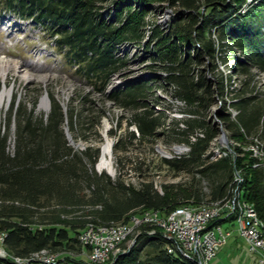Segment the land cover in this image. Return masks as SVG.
<instances>
[{"label": "trees", "instance_id": "obj_1", "mask_svg": "<svg viewBox=\"0 0 264 264\" xmlns=\"http://www.w3.org/2000/svg\"><path fill=\"white\" fill-rule=\"evenodd\" d=\"M251 1L245 10L246 0H118L110 8L103 6L106 0H0V13L42 26L43 38L52 41L71 69L76 66L73 78L91 85L89 93H100L101 102L110 99L130 111L125 131L113 144L117 153L114 177L95 171L97 148L73 149L60 128L67 116L73 136L97 135L95 127L106 110L103 106L94 110V102L84 94L80 98L88 104L84 107L88 113L81 110L73 115L70 108L64 114L56 103L45 120L17 112L12 153L0 124V234L6 252L31 259L48 251L69 259V253L84 249L78 234L91 226L128 225L132 217L147 212L165 216L187 203L200 208L240 196L264 225V95L250 82L252 71L264 72L259 47L264 33L256 30L264 25L257 14L264 0ZM160 2L178 11L165 28L155 24L151 32L156 45L150 67L162 73L153 78L156 86L145 79L105 92L111 77L125 67V56H116L115 51L125 42L141 39L150 7L156 4L159 10L165 5ZM107 8L113 21L107 18L109 12L103 13ZM236 52L244 61H236L231 72L228 61L236 59ZM207 68L214 79L206 76ZM161 90L183 101L181 111L190 116L178 119L157 110L164 104ZM217 100L221 108L214 114L225 137L239 142L255 138L263 154L252 156L228 144L223 154L213 158L210 142L219 128L211 118V108ZM231 106L234 116L227 110ZM117 125L120 128L119 121ZM110 134L115 135L116 129ZM158 137L189 147L186 153L170 158L158 155V169L165 167L173 177H181L161 183L159 189L149 172L155 157L148 160L136 152L127 154L134 150L154 153ZM131 175L137 185L125 180ZM155 226L151 222L139 226L135 246L113 264H198L183 257L166 232ZM166 244L173 254L166 252ZM121 248L124 251L123 243Z\"/></svg>", "mask_w": 264, "mask_h": 264}, {"label": "rangeland", "instance_id": "obj_2", "mask_svg": "<svg viewBox=\"0 0 264 264\" xmlns=\"http://www.w3.org/2000/svg\"><path fill=\"white\" fill-rule=\"evenodd\" d=\"M117 1L118 0H106V2L102 4L106 7H109L111 5L112 7H114ZM259 2L260 0H257L256 4H258ZM249 3H251V0H246L245 10L250 7L249 5H247ZM160 4L165 5L159 10L155 9L154 6L156 4L150 7L151 11L146 17L147 21L141 27V39H139L134 44L125 42L124 44H121L120 48L117 50L116 55L120 57L126 55L123 58V60L125 61V67H123L117 73V75L113 77L114 81L121 80L120 83L122 85H125L131 84L134 80L144 81L146 79L145 81H149L152 85L156 86L157 81H155V79L153 78H160L162 73L161 71H157V67H150L152 62L150 55L154 54L153 46L156 45V38L151 36V32L155 24H158L162 26V28H165L166 23L172 20L175 14V10L178 11L177 8H171V6L167 5L165 2H160ZM108 12L110 13L107 8L106 10H104L103 13ZM257 14L259 18L264 19V6H261L259 9H257ZM168 15H170V18H167ZM16 18L18 17L16 16ZM110 20L112 21L113 19L110 18ZM3 21V27L6 28V30H4V28H0V59L8 60L14 64L17 63L19 65H24V69L28 68L27 73H22V70L15 69L13 66H11L7 71L6 79L0 78V94H2L3 91H8L12 89L10 99L8 101L7 99H5V102L0 105V124L2 125V127H4L5 132L7 134V150L12 153L15 149L17 141V112L21 111V113L24 112L22 114L28 113L31 114L33 118H40L41 120H45L51 110V107L56 103L59 105L60 110L64 114H67L70 108H73L75 111L73 112V115L74 113L78 114L81 110H83L84 113H88V111L86 112V110H84V107H86L88 104L84 103L80 98V96L84 94L90 101L94 102V110H97L99 106H103L106 110V114L101 116L99 124L95 127L97 135L89 134L88 138H84L81 135L76 137L73 136L74 133L71 132L69 128V121L67 119V116L61 124L60 128L62 130L64 138L68 141V144L73 147V149L81 150L84 149L87 145H92L94 148H97V159L94 166L95 171H103L109 176L114 177L116 174L114 162L115 155L117 153L113 152V144L116 141V137L125 131L126 117L129 116L130 111L122 110L121 107L114 105L110 99H105V101L101 102V98L103 97V95H100V93H89V90L92 91L91 85L85 81H78L73 78L74 75L72 74L73 70L71 69V65L66 64L63 60L62 55L59 54L58 51L53 48V45H51V43L47 42L49 40L43 38L41 30L34 27V22L32 20L29 19L26 21L16 22L13 18H11V16H6L4 17ZM13 23H16L15 27H10L11 31H9L6 26L8 25L9 27ZM123 49H126L125 51L127 53H125ZM236 55V59H230L231 61H228L229 67H232L231 72H234V64L236 61H244V58L241 57L242 54L236 52ZM26 66L28 67L26 68ZM220 68L224 71V73H227L225 66H220ZM210 71L211 70L207 68L206 76L212 79L213 77ZM260 71H252V78L250 82L254 88H256L259 92L264 95V72ZM151 74H154L155 76L150 77ZM157 89L161 88L157 87L155 90ZM161 92L163 93L161 94V96L163 97L164 104H159V106L156 107L157 110H165L169 113L171 117L178 119H180L181 117L183 118L190 116L189 114H186L181 111L184 108L183 101L171 97L170 94L165 93L163 90H161ZM45 96H48L50 101V106L48 109H44L41 107L42 99ZM220 108L221 102L219 100H217L216 104H214L211 108V118L216 123L217 119L214 113ZM227 110L231 113L232 116L236 114V110L232 106L228 107ZM95 113L96 111H93V113H90L88 115ZM118 121L121 124L120 128H118L117 125ZM217 126L219 128V132L216 138L210 142V152L213 155V158H216L223 154L222 150L226 149L228 144H230L231 146H237L239 148L248 150L252 156H259L263 154V152H261V150L258 148V141L255 138H253L251 142H239L235 139L229 140L226 137L225 141L220 140V133L224 134L225 130L218 123ZM114 129H116V134H110V130ZM68 134L70 136L69 139L71 138L72 140V143H70L68 140ZM107 140H109L110 142L112 141L111 161L112 168L114 171L113 175H111L105 169H99V164L102 158L103 146L106 144ZM188 140L190 142L193 141L190 136ZM153 146L155 148L154 153H148L147 151L145 153H142L141 151L139 152L138 150H134L132 152H127V154L132 155L136 152V154L140 155L141 157H145L148 160L150 158L155 157L153 162L154 167L153 169H150L149 172L150 174H152L159 189L161 183L176 182L181 177H173L172 173L165 167L162 169H158L155 165L159 161L158 155L170 158L175 155L186 153L189 147L186 143H170L164 141L160 137L156 139V141L153 143ZM180 146H183L184 150H181L180 152L176 151V147ZM158 148L160 150H158ZM142 149H147V145H143ZM160 151L164 152V155ZM125 180L129 181L134 185H137V181L135 180V177L133 175L125 177ZM233 195L234 194H232V196ZM187 205L198 208L197 205H194L193 203H187ZM159 216L162 215L159 214ZM135 217L141 220L142 215H137ZM133 221L130 222L129 220L127 222L128 226L132 227L133 225H135ZM222 222L224 221H221V223ZM145 223L147 222L142 221L137 224L134 229L128 234L127 239H124V251L121 248V245H119L112 251L106 263H100L113 264L115 259L119 255H121V253H126L132 247H134L140 233L138 231L139 226ZM155 227L162 230L160 226ZM223 229H228L230 231V235L226 238L225 243L219 247L215 257L210 260L209 264H260L258 262L259 257L257 253L251 251L248 247L247 242L237 235L235 223L224 222ZM104 233H106L104 236H108L107 232ZM0 249H2L5 254H7L9 259L11 258V256H13L12 254L6 252V250L4 249V245L2 244L1 240V234ZM87 251L88 250L86 249L84 250V252H71L68 254L69 259H65L62 255H60L57 259L54 260L53 264H92L90 263L91 261L87 258ZM177 254L179 253H174L175 256H177ZM40 257V259H46L45 256Z\"/></svg>", "mask_w": 264, "mask_h": 264}, {"label": "built area", "instance_id": "obj_3", "mask_svg": "<svg viewBox=\"0 0 264 264\" xmlns=\"http://www.w3.org/2000/svg\"><path fill=\"white\" fill-rule=\"evenodd\" d=\"M238 180V177L235 178ZM249 210V218H243L235 223L237 235L243 238L251 251L256 252L258 255V262L264 264V225L262 233H255L252 206L247 203ZM233 207H223L221 215H213V212L206 214H193L190 211H180L172 218H163V216L154 215L152 219H157L169 227L173 228V233L180 234V241H176V247H182L183 251L187 253V248H194L195 256V240H202V248L206 253V264L215 257L218 249L222 246L226 238L230 235L228 229L224 230L222 224L226 222V217ZM218 220L224 221L223 223L217 222ZM134 220L133 222H136ZM108 236H98V228L92 227L90 233H83L81 231L78 235H83V244L87 251V258L95 263V258H102L107 250L108 244L124 231L122 230V222H120L119 230H111L109 225ZM193 236L194 244L185 245V237ZM170 240H171V236ZM166 251L172 253V249L168 248L166 244ZM0 258L3 259L2 263L7 264H53L57 259L54 255L48 259H28V258H15L11 256L9 259L7 254L0 252ZM89 261V262H90Z\"/></svg>", "mask_w": 264, "mask_h": 264}, {"label": "bare ground", "instance_id": "obj_4", "mask_svg": "<svg viewBox=\"0 0 264 264\" xmlns=\"http://www.w3.org/2000/svg\"><path fill=\"white\" fill-rule=\"evenodd\" d=\"M167 18H170V15H168ZM11 66H13L15 69L22 70V73L28 72V70H27L28 66H26L27 69H24L23 68L24 65H19L17 63L14 64L8 60L0 59V78L6 79L7 71ZM19 70H18V72H19ZM116 79H117V77H116ZM113 81H114V79L112 80V82ZM11 94H12V89H10L8 91H3V93L0 94V105H2L5 102V99H7V101H8L11 97ZM49 106H50L49 97L45 96L42 99L41 107L44 109H48ZM192 139H194V138H192ZM111 148H112V145H111L110 141L107 140L106 144L103 146L102 158H101V162L99 164V169H105L110 174L112 172H113L112 174H114V171L112 168V161H111ZM181 150H184L183 146L176 147V151L180 152ZM238 181H239V177H238ZM223 207H233L229 211V213L226 217L227 223L228 222L237 223V222H239V220H242L243 218H249V210H248L247 204L245 202H243L241 196L239 199L227 201L223 204H213L210 206H204V207L202 206L200 208H196L193 206H183V207L175 209L174 211H172L168 215L163 216V218H172L180 211H190V210H191V213H193V214H206V213L213 212V215H221ZM158 214H159V212L144 213L141 220L137 219L136 217H132L131 222L133 220H137L136 222H134L135 225H133L132 227L122 223V230H124V231L120 234V236L113 239L111 241V244H108L107 250L104 253V256L102 258H95V263H93V262H90V263H92V264H96V263H100V262L106 263V261L109 259L110 255H111L112 251L117 246L121 245L123 243L124 239H127L128 234L134 229V227L142 221L155 223L156 225L160 226V228H162L166 232L168 237L171 236V240L176 244V241H180V234L179 233H173V228L169 227V225H166L163 222L158 221L157 219H152L154 215H158ZM252 216H253V223H255L254 224L255 233H262L263 232L262 221L258 218V216H257V214L253 208H252ZM222 226H223V224H222ZM91 228H92V226L87 228L85 231H83V233H90ZM96 228H98V236H104L106 234L104 232H107V235H108V229H105L107 227H96ZM119 229H120V224L111 225V230H119ZM3 238H4L3 235H1L2 241H3ZM78 239H79L80 243L83 244V235H79ZM193 244H194V237L193 236H186L185 237V245H193ZM168 248H169V246H168ZM195 248H196L195 256H193L194 255V248H187V253H185L183 251L182 247H177V249L180 251V253L183 257H185L187 259H193L198 264H206V253H205V250L202 248V240H195ZM0 252L5 254L2 249H0ZM49 254H51V253L48 251H42L38 254L33 255V257H31V259H35V258L40 259L41 258L40 256H45L46 259H48L52 255H54L56 258L59 257V254H52V255H49ZM172 254H173V251H172ZM101 259H103V260H101ZM3 264H7V263H3Z\"/></svg>", "mask_w": 264, "mask_h": 264}, {"label": "water", "instance_id": "obj_5", "mask_svg": "<svg viewBox=\"0 0 264 264\" xmlns=\"http://www.w3.org/2000/svg\"><path fill=\"white\" fill-rule=\"evenodd\" d=\"M69 137H70V136H69V134H68V140H69L70 143H72V140H71V138L69 139ZM219 139L225 141V136H224L223 133H220ZM110 143H111V145H112V141H111ZM158 150H160V149L158 148ZM160 152H162V151H160ZM162 154L164 155V152H162ZM112 173H113V172H112ZM112 173H111V175H113Z\"/></svg>", "mask_w": 264, "mask_h": 264}, {"label": "crops", "instance_id": "obj_6", "mask_svg": "<svg viewBox=\"0 0 264 264\" xmlns=\"http://www.w3.org/2000/svg\"><path fill=\"white\" fill-rule=\"evenodd\" d=\"M262 24V23H261ZM262 38L260 39V43H264V34L261 36ZM243 239V238H242ZM84 250H86V248L84 247L83 250H81V252H84Z\"/></svg>", "mask_w": 264, "mask_h": 264}]
</instances>
